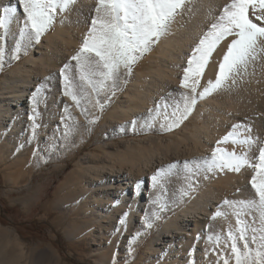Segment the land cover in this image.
<instances>
[{
	"label": "bare ground",
	"instance_id": "obj_1",
	"mask_svg": "<svg viewBox=\"0 0 264 264\" xmlns=\"http://www.w3.org/2000/svg\"><path fill=\"white\" fill-rule=\"evenodd\" d=\"M228 2L229 0H185L183 6L176 10L167 31L157 38L156 47L145 56L148 66L136 67L127 75L130 78L127 90L113 101L104 116L101 105L105 100L94 97L92 114L105 118L106 127L118 130L121 126L126 129L121 133H125L135 123H138V129H145L143 125H150L149 119H156L164 108V94L168 91L178 93L182 90L191 95L190 89L180 86L188 57ZM13 5L17 8L16 19L11 23L5 39L0 41V45L7 51L4 62L8 65L0 77V140L7 142L4 145L6 149L8 143L18 144L29 140L30 125H57L71 119L73 122L74 113L82 121L79 110L84 109L82 106H86L91 100L83 98L81 93L79 96L85 101L76 103L72 96L65 94L72 83L67 72L71 71L73 65L79 67L72 57L79 51L88 34L91 19L96 15V0H76L66 11H58L50 32L38 40L28 39L20 35L24 14L18 0H0V9ZM249 12L254 22L261 23L255 20V16H264V9L250 8ZM234 38L227 37L220 42L200 81H207L208 78L215 81L219 63ZM92 59L98 60L94 55ZM1 63L2 59L0 69ZM121 74L122 78L126 75L124 71ZM89 79L92 84L88 87L95 89V80ZM234 79L235 83L229 80L224 88L203 99L199 98L193 118L199 119L200 123L195 124L192 148L185 147L180 153L170 151L169 155L164 156L158 150H152L154 147L149 142L153 140L160 143V136L125 140L121 153L115 148L110 152L119 151L118 159L123 162L122 165L115 164L110 159L111 163L101 161V166L95 169V173L90 169L92 167L85 166L80 177L73 180V186L78 184L84 187L86 177H96L91 184L92 189L97 187L93 189L97 192L92 195L94 202L90 204L96 205L97 197L106 204L112 202L104 224L112 228L115 226L117 234H124L126 241L123 248L129 255L143 243L146 232L153 227L158 217L164 218V224L146 243L145 250L147 253L155 251L160 256H166L169 264H183L185 260L192 262L195 258L196 264L204 263L211 250L208 243L212 244L211 238L214 235L219 238L218 243L214 242L215 246H232L233 240L229 238V234L234 237L235 233L240 235L239 231H235L238 228V216L251 230L250 237L253 239L255 236V242L261 244L264 231L260 229H264V221L258 210L238 203L257 199L250 183L255 169L244 166L238 172L216 168L209 171L203 163V158L210 160L213 150L220 148L237 154L246 152L249 161L255 164L259 148L264 147V52L258 53L257 59L249 64L247 70L241 71ZM86 82L88 83L87 80ZM81 90H85L84 85ZM70 104L75 111L70 110V116L67 117V107ZM233 125L239 127L234 130ZM233 131L240 138L251 137L254 143L251 146L234 145L231 141L217 143ZM168 139L169 142L172 141L171 136ZM4 148L0 147V152H5ZM107 153L109 152H106V156ZM89 159L90 154L85 153L84 162ZM180 160L190 162L187 166L195 161L194 168H197L198 174L186 181L180 200L177 199L179 202L170 201L175 216L169 218L167 210L166 213L156 214L152 220L149 216L156 200L154 187L158 181L155 183L152 177L162 171V166H176ZM81 183L83 184L80 185ZM192 185L196 192L193 198H187ZM75 195L86 199L84 206L88 207V197L84 190ZM225 201L230 203H224ZM183 202L187 203L186 207L182 206ZM217 212L221 215H215ZM98 232L101 235L100 227ZM155 243L157 246H154Z\"/></svg>",
	"mask_w": 264,
	"mask_h": 264
},
{
	"label": "rangeland",
	"instance_id": "obj_2",
	"mask_svg": "<svg viewBox=\"0 0 264 264\" xmlns=\"http://www.w3.org/2000/svg\"><path fill=\"white\" fill-rule=\"evenodd\" d=\"M58 14L57 11L52 24ZM52 24L40 38L52 30ZM156 40L157 38L150 45L148 51L137 54L138 59L131 65L130 72L121 67L117 78L114 81L111 79L105 81L103 87L99 83L102 79L99 71L102 72V68L95 66V63L91 69H88L89 78L96 82L95 89L88 87L89 83L81 79L80 67L71 66L73 68L67 74H70L69 80L72 82H70L72 95L76 97V100L73 101L84 103L85 100H81L79 96L81 93L83 98L91 100L87 102V107L82 106L84 109L79 106L82 109L79 110L82 121H79L76 118L77 114L74 113L73 122L71 119L69 122L64 121L57 125H30L28 128L30 130L28 132L29 140L18 144L16 142L8 143L7 149L4 148L7 142L0 140V147L3 146L6 150L3 151L4 153L0 152V216L7 221L6 223L0 222V264H169L166 256H160L155 251L147 253L145 250L146 243L163 226V217H158V220H155L153 227L146 232L143 243L136 248L133 254L129 255L123 248L126 241L124 234H117L115 226L112 228L104 224V220L108 218L111 211L112 202L106 204L100 197H97L96 205L90 204L94 202L92 195H96L95 192H97L93 191L97 187L92 189L91 184L96 180L94 179L96 177H86V182L80 184L85 185L84 187L78 184L72 185L73 180L83 173L82 169L85 166L92 167L90 169H93V173H95V169L101 166V161L122 165L123 162L118 159V156L123 150L125 140L133 141V139L146 136H160L161 144L150 140L151 147H154L153 149L150 147V149H156L164 156L170 151L175 150L180 153L185 147H193L195 124L200 123L199 119L193 118L199 96H197L196 104L187 114L186 119H181L178 127L167 130L168 126L177 120L183 111L182 94L186 92L182 90L178 93L168 91L167 94H164L165 96L163 95L164 103H166L164 108L157 114L156 119L155 117L149 119L150 125L141 124L145 129L136 128L138 123H135V126H132L128 131L121 133L126 129L120 126L118 127L120 132H118L115 127H106L107 120L105 118L92 114L94 97L105 100L101 105V112L104 116L113 101L127 90L126 87L130 82L127 75L136 67L148 66L145 56L156 47ZM6 56L7 51L4 49L0 77L8 67L4 62ZM121 71L126 73L123 78ZM210 80L213 81L211 78H208L207 81L206 79L203 82L200 81L197 93L203 91ZM83 85L85 90H81ZM103 96H106L105 99ZM177 105H179V111H177ZM67 108L69 112L67 117H69L70 110H75L72 104ZM174 112L175 115H173ZM169 136H171V142L168 141ZM176 146L177 148H175ZM113 148L119 150L120 153L119 151L110 153ZM107 151L109 152L108 156H106ZM85 153L90 154V159L87 162H84ZM185 162L187 161L180 160L176 166L171 168L166 165L161 167L162 171L157 176L159 182L156 180L157 184L154 187L156 200L152 204L150 219L154 220L156 214L166 213L167 210H169V218L175 216L174 207L170 206V201L179 202L187 182L198 174L197 168H194L195 161H192L190 166H186ZM189 189L187 198H193L196 188L192 185ZM81 190H84L88 197V207L84 206L86 199L77 198L75 195ZM182 206L186 207L187 203L183 202ZM32 221L46 225L39 238L24 237L20 234L21 225ZM99 227L101 235H98ZM250 231L248 229L246 239L254 257L260 244L253 243ZM239 237L240 235L235 233V242L243 252L245 241ZM211 239L212 244L208 243L211 250L202 264H225V261L228 264H236L232 246L223 247L218 244L215 246V243L219 241L218 236L216 238L214 235ZM93 241L96 242L93 243ZM98 242L101 243L96 244ZM154 246H157V243ZM167 256L169 257V255ZM195 261L196 258L192 262L185 260L183 264H196Z\"/></svg>",
	"mask_w": 264,
	"mask_h": 264
},
{
	"label": "snow or ice",
	"instance_id": "obj_3",
	"mask_svg": "<svg viewBox=\"0 0 264 264\" xmlns=\"http://www.w3.org/2000/svg\"><path fill=\"white\" fill-rule=\"evenodd\" d=\"M76 0H18L23 10V27L20 29L21 37L28 39H39L50 27L57 11L63 12L74 4ZM184 0H96L94 9L96 15L91 19L88 30L79 51L72 57L81 68V79L87 80L89 84L88 69L93 63L97 67L102 66L104 71L100 72L102 79L100 85L111 79L115 80L121 67L129 72L131 65L138 59L137 54L148 51L150 45L167 31L170 20L174 17L176 10L183 6ZM264 9V0H229L224 6L222 13L211 24L209 30L200 38L199 43L192 49L184 68V76L181 80V88L190 89L191 95L182 94L183 111L177 120L173 121L167 130L179 126L181 119H186L196 104L197 96L203 99L212 92L224 88L229 80L235 83L234 77L246 71L249 64L257 59L258 53L264 52V16L256 15V23L250 18L249 9ZM17 8L5 6L0 9V41L5 39L9 27L16 19ZM234 36L228 44L222 61L219 63L215 81H209L203 91L197 93L200 79L204 75L210 58L217 46L227 37ZM4 48L0 45V59L3 58ZM98 58L93 61L92 56ZM63 72V70H62ZM94 86V85H93ZM66 95H72L71 87L66 89ZM78 103V101H77ZM179 111V105H177ZM176 113L174 112L173 115ZM233 125V129L238 128ZM241 144L251 146L254 141L251 137L240 138L237 132L228 133L217 143ZM257 163L252 164L247 153L237 154L235 151L214 149L211 159L203 158L209 171L213 168L227 169L229 171H240L244 166L253 167L255 173L251 178L252 188L256 192L257 199L252 201H240L247 208L255 207L262 221H264V147L259 148ZM190 162H185V165ZM173 166H169L171 168ZM157 175L152 177L157 180ZM224 203H230L225 201ZM215 215H221L217 212ZM123 223V221H121ZM240 239L244 240V251L235 242V237L230 233L229 238L233 240L232 253L236 264H264V235L261 236L260 247L252 255V250L246 239L248 226L237 218ZM264 231V229H262ZM256 237H253L255 243ZM225 264H228L225 261Z\"/></svg>",
	"mask_w": 264,
	"mask_h": 264
},
{
	"label": "trees",
	"instance_id": "obj_4",
	"mask_svg": "<svg viewBox=\"0 0 264 264\" xmlns=\"http://www.w3.org/2000/svg\"><path fill=\"white\" fill-rule=\"evenodd\" d=\"M0 222L6 223L7 221L4 217L0 216ZM45 227H46L45 223L36 222V221L24 223L21 225L20 234L24 237L39 238L43 234Z\"/></svg>",
	"mask_w": 264,
	"mask_h": 264
}]
</instances>
